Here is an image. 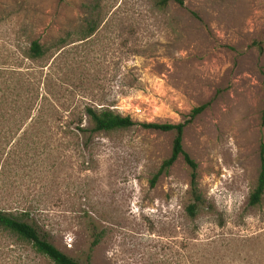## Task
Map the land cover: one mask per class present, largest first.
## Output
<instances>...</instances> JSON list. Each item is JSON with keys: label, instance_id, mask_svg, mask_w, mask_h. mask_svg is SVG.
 <instances>
[{"label": "rangeland", "instance_id": "1", "mask_svg": "<svg viewBox=\"0 0 264 264\" xmlns=\"http://www.w3.org/2000/svg\"><path fill=\"white\" fill-rule=\"evenodd\" d=\"M156 1L97 0L88 14L93 0H0V211L77 264H264V194L247 207L264 148V0ZM202 104L181 139L193 218L181 158L149 186L173 133H91L84 113L175 125ZM0 264L51 263L0 231Z\"/></svg>", "mask_w": 264, "mask_h": 264}, {"label": "trees", "instance_id": "2", "mask_svg": "<svg viewBox=\"0 0 264 264\" xmlns=\"http://www.w3.org/2000/svg\"><path fill=\"white\" fill-rule=\"evenodd\" d=\"M97 0H93L94 4L91 6L88 14H95L97 10ZM168 3H172L178 7L182 6V0H157L155 5L158 8L165 7ZM95 30L93 23H87L86 35H90ZM29 57L37 58L40 56V48L35 43L32 42L29 47ZM206 108V104H202L196 108L190 110L184 121L175 124H151V123H135L131 121L128 117H121L119 115L113 114L107 109H99V111L86 108L84 113L88 118L90 124L91 133H110L114 131L126 130L133 127H139L142 130L156 131L161 133L171 132L173 133V139L171 143L169 156L163 160L156 171V173L151 177L149 181V186H153L157 178L164 175L167 170L172 166V164L181 158L183 164L188 170V193L191 199V203L186 206L185 213L187 217L193 218L196 215L198 206L202 203L201 197L197 189V174L196 165L189 158V156L183 152L181 146L182 132L183 129L192 122V120L201 114ZM264 123V103L260 115V124ZM258 173L255 180L254 187L250 191L247 198V207L254 208L260 203V200L264 194V148L259 145L258 149ZM27 217V215H23ZM0 231L9 233L14 236V238L20 242L27 244L31 250L41 256L46 258L51 264H77L72 259L66 257L61 252L56 250L51 244L45 241L44 238L39 236L36 229L23 222L20 218L9 215L0 211ZM98 241V237L92 242L90 249L93 248Z\"/></svg>", "mask_w": 264, "mask_h": 264}]
</instances>
